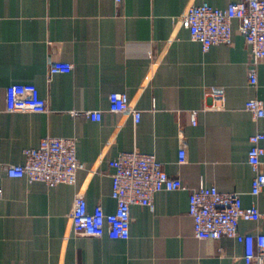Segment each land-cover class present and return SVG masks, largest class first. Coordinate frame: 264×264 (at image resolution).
Returning <instances> with one entry per match:
<instances>
[{"label": "crops", "instance_id": "0c3cea01", "mask_svg": "<svg viewBox=\"0 0 264 264\" xmlns=\"http://www.w3.org/2000/svg\"><path fill=\"white\" fill-rule=\"evenodd\" d=\"M234 1L0 0V264H246L235 239L197 238L189 214L190 191L201 183L240 192L245 205L264 214V189L252 195L248 162L250 136L264 133V116L245 108L249 99L264 101V59L251 86L250 46L238 21L231 44L206 51L182 26L191 5ZM55 61L73 68L50 75ZM13 83L38 87L48 111H8L6 87ZM115 91L142 111L137 124L130 113L108 111ZM216 91L225 99L211 109ZM95 109L105 110L102 120L73 115ZM47 135L77 137L85 168L75 185L8 175L7 166L23 164L25 149ZM133 149L154 153L184 188L158 192L153 208L132 205L128 239L75 233V195L86 197L89 210L114 212L111 161ZM240 227L264 232V216Z\"/></svg>", "mask_w": 264, "mask_h": 264}, {"label": "built area", "instance_id": "2783aa9c", "mask_svg": "<svg viewBox=\"0 0 264 264\" xmlns=\"http://www.w3.org/2000/svg\"><path fill=\"white\" fill-rule=\"evenodd\" d=\"M121 0H117L120 2ZM239 22V30L250 46L248 80L251 86L258 83V65L264 59V0H239L221 8L208 2L194 4L182 17V26L193 41L208 50L217 44L233 42V23ZM73 66L69 62L55 61L50 65V75L68 73ZM215 102L209 108L220 109L225 95L222 91L211 93ZM220 102L217 103V101ZM245 108L255 118L264 116V101L252 98ZM6 109L11 112H46L48 102L38 87L33 84L13 83L6 87ZM108 111L130 113L137 124L142 115L140 109L132 107L126 92L115 91L109 95ZM105 110L75 111L74 116L84 115L91 120H102ZM199 110L190 112L193 125L198 122ZM77 137L47 135L37 147H29L24 153L23 164L7 166L10 177H27L31 181H42L49 186L66 183L75 185L78 172L85 168L77 157ZM264 133L250 136L251 147L248 162L253 169L251 193L258 196L264 189ZM178 162H187L186 150L181 147ZM112 196L117 201L114 212H106L101 205L88 209L86 197L77 193L74 199L72 222L75 233L101 237L108 234L112 239L130 237L131 206L138 204L153 208L155 196L160 191L184 188L180 177L170 175L154 153L139 149L121 152L111 161ZM2 191L0 189V197ZM189 214L193 218L194 234L199 239L219 240L230 237L244 247L246 264H264V232H244L241 221H259L264 214L257 204L245 205L240 192L220 191L216 186L201 183L189 194Z\"/></svg>", "mask_w": 264, "mask_h": 264}]
</instances>
